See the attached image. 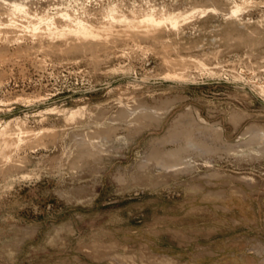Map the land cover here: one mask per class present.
Here are the masks:
<instances>
[{
  "label": "rangeland",
  "instance_id": "obj_1",
  "mask_svg": "<svg viewBox=\"0 0 264 264\" xmlns=\"http://www.w3.org/2000/svg\"><path fill=\"white\" fill-rule=\"evenodd\" d=\"M3 1L31 8L25 26L60 11L107 22L114 6L191 17L153 39L116 24L85 50L42 48L24 27L0 41V121L45 131L15 153L31 177H0V264H264V0ZM230 187L259 223L222 210Z\"/></svg>",
  "mask_w": 264,
  "mask_h": 264
},
{
  "label": "bare ground",
  "instance_id": "obj_2",
  "mask_svg": "<svg viewBox=\"0 0 264 264\" xmlns=\"http://www.w3.org/2000/svg\"><path fill=\"white\" fill-rule=\"evenodd\" d=\"M1 2L6 4L5 7L8 6L6 8L7 11L5 13H9L11 16V18L9 16L10 19L9 18H7V19L4 18L5 20L0 19V41H3L2 42L3 45H6L11 41H19L22 38V36L18 35L19 33L17 32V30H19L21 27H24V28H27V30L32 33L31 36L33 35V37L37 36L40 38L39 44L42 48L47 46L48 48H54L55 50H59V51H64L67 49L85 50L87 48L97 46V44H99V43H102L105 41L108 42L109 38L111 36H113V34H114L113 32L116 31L115 33H117L119 31H121L120 28L122 29V27L124 25L126 26L125 31H127L128 33L131 32L132 35L133 34L134 35L142 34L144 36H148V37H151L153 39V38H156L158 30L162 29L164 26L171 27L172 29H177L178 27H180V24L183 21H187V19H189V17H191L187 13H184V14L183 13L182 14L181 13L180 14H172V13L164 14L165 12L164 13L162 12L163 14H161V16H158L156 14L157 12L156 13L150 12V13H147L144 15L141 14L142 16H129L130 14H127V15L126 14H120V10L118 9V7L114 6L107 12V13H109L108 14L109 19L107 22L102 21L100 23H98V22L96 23V22L92 21L90 19V16L87 15V13H89V11L88 12L84 11V13L86 15L84 14L83 16L82 15L75 16L76 14L73 15L70 12H61L60 11L58 13H61V14L58 16H45V14L40 16V14H39V15H36L37 17L35 18V16L33 17V14H32L33 19L32 20L29 19L30 21H28V23L26 22L27 25L25 26V24L23 25V23L22 24L18 23L16 21V17L18 15H21V16H24L26 18L27 17L30 18L29 16L32 13L30 11L31 8L29 9V7L24 2L9 3V2L3 1V0ZM245 10H244V6L241 4H238V2H237L234 4L233 7H231L228 14L230 15V17H237L240 14V12L242 13V11H245ZM33 13H35V12H33ZM185 14H187V15H185ZM116 24L119 27L121 24L123 25L120 28L119 27L117 28V29H119V31L114 29L117 27ZM140 28H143V29L140 30ZM21 29H23V28H21ZM119 34H120V32L116 35H119ZM121 34H123L122 31H121ZM124 35H127L126 32ZM34 39L35 38H33V41H34ZM57 42H61V44H58ZM95 42H97V43H95ZM116 42H117V40H116ZM54 49L52 52H54ZM98 49L99 48H97V50ZM31 50H33V49H31ZM47 50H49V49H47ZM59 51H57V52H59ZM30 52H32V51H30ZM38 52H40V51H38ZM0 57L4 58L6 56H5V54L4 55L0 54ZM172 59H174V58H172ZM167 61L170 63L169 60H167ZM176 62L175 63L172 62V63L175 65ZM180 64H181V66H185L184 63H183V65H182V63H180ZM168 65L169 64H167V66ZM170 65H171V63H170ZM177 66H179V64ZM172 68H174V67H172ZM171 71L172 70H170V72ZM173 71H174V69H173ZM186 76H187L186 74L174 72L171 74L169 73L166 78L169 81L180 82V83H189V81H190L188 79L189 77L187 76L188 77L187 78ZM260 89H261V87H260ZM258 90H259V88H258ZM259 92H260V90H259ZM261 93L264 95V89H261ZM38 98H37V100H35L32 103H34V104L38 103L39 104V103H43V101L47 100V99H45L46 97L45 98L38 97ZM28 100H29L28 101L29 103L28 102L27 103L30 104V102L32 100H30V99H28ZM26 101L24 100V102H26ZM1 110H3V109H1ZM83 110H84V107L76 109V110H72L71 112H69L67 119L68 120L77 119L78 117L83 115ZM60 111L61 110H58L57 106L56 107L53 106L52 108L48 109L49 114H57ZM22 117H24V116H22ZM25 121L16 120L15 127H12L14 124V123H12L13 122L12 119H11V121L5 122V123L0 121V177H2L3 179H7L10 183L15 182V181L20 180V179L24 180V179H28L29 177H31L30 176L31 174H27V173L24 174L20 178L16 177L17 175H19V173L21 171V169H20L21 165L18 164L19 162L17 163V160L15 159V153L16 152L18 153L19 150H21V148L23 146L30 144V142L33 139L32 138L33 136L35 138H37V137H39L45 133V131L35 132L33 130L26 128L25 126L27 124ZM58 164H59V162H58ZM59 166H60V164H59Z\"/></svg>",
  "mask_w": 264,
  "mask_h": 264
},
{
  "label": "crops",
  "instance_id": "obj_3",
  "mask_svg": "<svg viewBox=\"0 0 264 264\" xmlns=\"http://www.w3.org/2000/svg\"><path fill=\"white\" fill-rule=\"evenodd\" d=\"M226 187L227 186H225V188ZM224 190L226 192H228V194L230 196H231V193L234 192L235 193L234 196H235V198H236L237 201L234 202V204H232L231 207H228L225 202H222V203H224L222 205V207H221L222 210L229 209V210H231V211H233L235 213L236 212L239 213L240 215H242L243 218L249 219L251 221H254L255 220L256 223H259L258 222V220H259L258 219L259 218L258 214L259 213L257 211V205L255 204V202L250 197H246V196L237 194V192L234 190L233 187H230V189H228V190L227 189H224ZM239 203H240V205H242L244 207L243 209L246 208V210H248V212H241L242 210H241V206L239 205Z\"/></svg>",
  "mask_w": 264,
  "mask_h": 264
}]
</instances>
